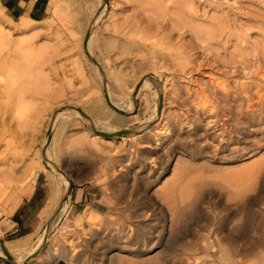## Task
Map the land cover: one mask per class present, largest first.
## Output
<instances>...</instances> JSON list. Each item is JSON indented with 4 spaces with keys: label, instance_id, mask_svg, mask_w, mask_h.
I'll return each mask as SVG.
<instances>
[{
    "label": "rangeland",
    "instance_id": "rangeland-1",
    "mask_svg": "<svg viewBox=\"0 0 264 264\" xmlns=\"http://www.w3.org/2000/svg\"><path fill=\"white\" fill-rule=\"evenodd\" d=\"M103 1L0 7V264H264V0Z\"/></svg>",
    "mask_w": 264,
    "mask_h": 264
},
{
    "label": "bare ground",
    "instance_id": "bare-ground-1",
    "mask_svg": "<svg viewBox=\"0 0 264 264\" xmlns=\"http://www.w3.org/2000/svg\"><path fill=\"white\" fill-rule=\"evenodd\" d=\"M98 1V4H99V6L101 7V10L98 12V17L99 16H101L102 14H104V12H105V9H106V7H105V4H104V1L103 0H97ZM95 2V1H94ZM97 20V19H96ZM29 21H31V19H29L28 17H24V18H22V19H20V21L17 23V25L15 26L16 28H18L19 30H23V31H32V27H34V26H36V25H33V26H31L30 25V22ZM38 23H41L42 24V26L44 27L45 25L47 26V25H50L51 23H50V21H49V18H47V19H45V20H42V21H39ZM38 29V28H37ZM89 31H91V30H89ZM34 32V31H33ZM119 32V31H118ZM86 38V49L89 51L90 49H89V47H90V45H91V41H92V38L93 37H90V36H88L87 35V37H85ZM2 43H1V41H0V45H1ZM18 44V43H17ZM19 47H21V48H23V43L22 42H19ZM22 50V49H21ZM183 50V49H182ZM19 51V50H18ZM179 54V53H178ZM180 54H182V52L180 53ZM178 55L179 56V58L181 57V55ZM174 55V54H173ZM158 57V56H157ZM162 56H160V58H161ZM159 58V59H160ZM163 58V57H162ZM161 58V59H162ZM167 59V58H166ZM98 63V62H97ZM163 63V62H162ZM193 63V62H192ZM98 65V64H97ZM170 65V64H169ZM178 68L177 69H180V70H178V71H181V72H186L187 70H188V65H190L189 63H187V61H185V60H178L177 62H176V64H175ZM174 65V66H175ZM192 65V64H191ZM98 66H100V64L98 65ZM172 66V65H171ZM173 66V67H174ZM195 67V66H194ZM190 68V67H189ZM99 71V70H98ZM150 82L149 81H144V82H140L139 84H137L135 87H133V89H135V96H137V94L142 90V89H144V88H149L150 87V84H149ZM153 85V87L155 88V93H156V95H157V105L155 106V110H154V112H153V114L150 116V118H149V121H151L152 122V120L153 121H155V120H158L159 119V113H158V111H159V107H160V105H161V98H162V92L157 88V86H156V84H152ZM219 87V86H218ZM151 88V87H150ZM153 88V89H154ZM132 89V90H133ZM106 90V89H105ZM106 92V91H105ZM142 92V91H141ZM217 94H218V92H217ZM219 94H221V93H219ZM234 94V93H233ZM106 95V94H105ZM222 95V94H221ZM228 95V94H227ZM229 95H231V94H229ZM201 96V95H200ZM225 97H226V95H224ZM106 97V96H105ZM237 97V96H236ZM107 98V97H106ZM240 98V97H239ZM195 99V98H194ZM218 99V98H217ZM224 99V98H223ZM242 99V98H241ZM234 100V99H233ZM236 100V99H235ZM108 101L110 102V103H112V104H114V105H116V107H114V108H116V109H118V110H120V111H127V112H131L134 108V105L132 106L131 105V103H130V101L128 102L127 100H123V101H121V102H116V101H114L113 99H111V98H108ZM216 101V100H215ZM128 102V103H127ZM237 102V101H236ZM226 104V103H225ZM247 106V105H246ZM70 109H71V107H69ZM131 109V110H130ZM67 110V109H66ZM75 110V111H74ZM71 111H74L76 114H79L80 115V117L82 116V117H86L85 119L87 120V122H89L90 124H91V120L89 119V117L87 116V115H85V113H83V110L82 111H80L78 108L76 109V107H74L73 109H71ZM153 111V110H152ZM126 112V113H127ZM67 114H69V113H67ZM63 115H66V112H63V110H59V112L55 115V117H54V121L56 122V119L57 118H59L60 116H63ZM64 119V118H63ZM67 119V118H66ZM69 119V118H68ZM123 118H121V119H117L116 118V122L117 123H123V120H122ZM155 119V120H154ZM149 121L147 122V123H149ZM150 122V123H151ZM88 123V124H89ZM145 123V122H144ZM54 124V123H53ZM52 125V124H51ZM92 126H94V128H96L97 130H98V125L96 126V125H94V124H91ZM101 125V124H100ZM54 126H55V124H54ZM101 128V127H100ZM99 132V131H98ZM112 132H115V131H111V132H109V133H112ZM101 133V132H100ZM47 140V139H46ZM96 144V143H95ZM147 146H150V145H147ZM49 151L46 149V151H45V156H46V158L48 159L47 161H53L52 160V157H51V155L48 153ZM40 168H44L43 167V165L41 164V163H33V166H32V168H31V170H30V176H32V174L34 173V172H36V171H38V170H40ZM53 168V167H52ZM54 169V168H53ZM57 169V168H56ZM61 170V169H60ZM57 171V170H55V172H56V177H57V180H58V182L56 181V179L55 178H53V179H50L51 180V182L52 183H54V185H55V187L56 188H58L59 189V186H60V190H61V195H60V198L58 199V201L56 202V204H55V207L54 208H56L55 209V213H59V214H61V213H64V211L66 210L65 209V207L67 206L66 205V203L67 202H62L61 201V203H60V200L64 197V195L65 194H67L66 192H67V190L70 188V184H71V180H70V178L61 170V171ZM55 188V189H56ZM57 192V191H56ZM48 211V210H47ZM45 215H46V213H45ZM56 215V214H55ZM52 219V218H51ZM60 219V218H59ZM46 238H47V232L46 233H44L43 235H42V237H41V239H40V241H39V243L35 246V248L32 250V251H30L29 253H27V254H25V255H23V256H21V257H17L18 259H21V261L22 262H24V261H26L27 260V258H29V256L32 254V253H34V252H37V250H39V248H41V246H42V244H43V242L46 240ZM25 244V243H24ZM3 246H5L6 247V249H7V252L8 253H10V252H16V253H18V250H19V248L21 247V245L20 244H18V245H12L11 247L9 246V244H8V246H7V244H5L4 242H1L0 243V254L1 255H5V251L3 250ZM26 247V246H25ZM16 256H18V254L16 255ZM21 262V263H22Z\"/></svg>",
    "mask_w": 264,
    "mask_h": 264
},
{
    "label": "crops",
    "instance_id": "crops-1",
    "mask_svg": "<svg viewBox=\"0 0 264 264\" xmlns=\"http://www.w3.org/2000/svg\"><path fill=\"white\" fill-rule=\"evenodd\" d=\"M51 0H0L1 9L11 18L18 20L28 17L33 22H39L47 19L50 11ZM53 12L55 11L52 2ZM37 183L29 195L23 198V202H37L39 198L40 188ZM45 204V203H44ZM44 204L40 208L44 207Z\"/></svg>",
    "mask_w": 264,
    "mask_h": 264
},
{
    "label": "water",
    "instance_id": "water-1",
    "mask_svg": "<svg viewBox=\"0 0 264 264\" xmlns=\"http://www.w3.org/2000/svg\"><path fill=\"white\" fill-rule=\"evenodd\" d=\"M106 97H107V95H106ZM79 110L82 111L81 108H79ZM127 132H128L127 130H118V131H115V132H112V133H109V132H101V134L104 135V136H106V137H113V136H120V135L125 134ZM3 250L7 253V249H6L5 246H3Z\"/></svg>",
    "mask_w": 264,
    "mask_h": 264
}]
</instances>
